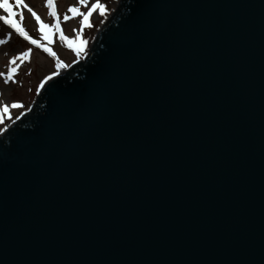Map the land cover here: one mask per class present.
<instances>
[{
	"label": "water",
	"instance_id": "1",
	"mask_svg": "<svg viewBox=\"0 0 264 264\" xmlns=\"http://www.w3.org/2000/svg\"><path fill=\"white\" fill-rule=\"evenodd\" d=\"M0 134V264H264V0H119Z\"/></svg>",
	"mask_w": 264,
	"mask_h": 264
},
{
	"label": "rangeland",
	"instance_id": "2",
	"mask_svg": "<svg viewBox=\"0 0 264 264\" xmlns=\"http://www.w3.org/2000/svg\"><path fill=\"white\" fill-rule=\"evenodd\" d=\"M118 1L119 0H99L100 3L105 5V15L102 17L98 12H94L89 18L91 27H84L83 29L80 27L78 28L80 20L79 16L70 18L69 22L64 19L66 14L71 17V13H67V8L69 5L76 6L77 0H53V3L55 2L54 6L57 12V19L60 22V27L63 33L66 32V35L69 38H74L77 33H74L72 30L75 28L80 34L81 39L85 42L83 48H86L92 37L103 24L100 23V21L103 20L105 23L110 18V14L115 11ZM23 3L31 7L43 23H53V17L47 14L48 9L45 6V0H23ZM58 3L59 7H57ZM90 3L91 0H89V6ZM15 11L16 13L19 12L21 15L22 18L19 17L18 19V17H15V19L18 23H20L21 27L24 28L26 33L32 39L38 40L42 44L48 46V41L41 39V34L38 31V25L31 13L23 7L16 8ZM80 11H86V7H80ZM0 15H4V13L0 12ZM53 35H55L54 32L51 36V44L52 51L56 53V57L52 58L49 55H45V52L41 49L35 48L34 45L29 43V41L22 38L19 34L12 31L9 26L4 25L3 22L0 21V40H6L5 43L0 44V73L5 74V76H0V99H3L6 103L16 101L23 105L20 109H10L9 115L11 118H5L3 122L0 123V128L5 129L7 124H13L17 121V116H22L20 115L21 112H27L29 106L33 103L36 97L35 94L37 93V89L39 88V85L41 84L40 82L43 78L51 75L53 72L57 73V59H59L63 66H69L70 64H73L74 61H77V56H75L72 50H69V48L59 39L58 35H55L54 37ZM26 49H31L29 57L27 59H17L11 65V67L17 69L13 74V79L16 83L9 81V83L5 85L3 81L6 78L9 68V58L25 51ZM86 53L87 50L80 55L81 58L86 55ZM17 65H19L18 68Z\"/></svg>",
	"mask_w": 264,
	"mask_h": 264
},
{
	"label": "snow or ice",
	"instance_id": "3",
	"mask_svg": "<svg viewBox=\"0 0 264 264\" xmlns=\"http://www.w3.org/2000/svg\"><path fill=\"white\" fill-rule=\"evenodd\" d=\"M45 6L48 8L49 15L53 17V23L52 24H45L41 21L40 17L32 10L31 7H29L27 4L23 3V0H0V12L4 13V15H0V21L3 22L4 25L9 26L11 29L15 30L16 33H18L22 38L29 41L32 45L41 48L45 53H47L49 56L55 57L56 53L52 51L50 47H48L45 44H42L40 41L32 39L24 30L23 27H21L20 23H18L15 19L17 16V13L15 11L16 8H26L29 13H31L32 17L35 19L37 25H38V31L41 34V39L48 41V43H51V36L52 33H56L59 36V39L69 48L71 49L77 57H80L81 52L83 51V45L84 41L81 39L80 34L77 32V30L74 28L72 31L74 33H77L74 38H69L68 36L64 35L63 31L60 27V22L57 19V12L55 10V6L53 3V0H45ZM86 7V11H80V7ZM105 5L100 3L99 0H91L90 6H89V0H77V5H69L67 8V13H71V17H69L67 14L64 16L65 20H69L73 17H80L79 20V26L81 29L84 27H91V24L89 22V18L92 16L94 12H98L100 16L105 15ZM22 18V17H21ZM100 23H104L103 20L100 21ZM10 38V33H9ZM6 40H0V44L5 43ZM31 52V49H26L25 51L18 53L15 56H12L8 60L9 68L7 71L6 78L4 79V84L7 85L9 81L12 83H16V81L13 79V74L16 72V68L11 67V65L16 61L17 59H27L29 57V54ZM75 62V61H74ZM63 65L59 61V59L56 60V67L60 68ZM19 65H17V68ZM51 75H56L55 72H53ZM0 76H5L4 73H0ZM51 79V76H45L43 80L40 82L43 84L45 81ZM39 90V89H37ZM23 105L19 102L12 101L9 103H6L3 99H0V123L3 122L5 118H11L9 115L10 109H20ZM24 113L21 112L20 115H23ZM16 119H19V116L16 117ZM5 129L0 128V132H3Z\"/></svg>",
	"mask_w": 264,
	"mask_h": 264
}]
</instances>
